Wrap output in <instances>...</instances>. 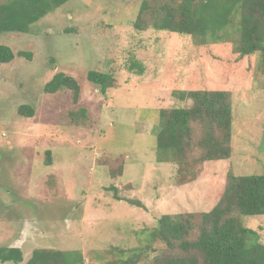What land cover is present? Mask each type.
Listing matches in <instances>:
<instances>
[{
	"label": "rangeland",
	"instance_id": "374dc122",
	"mask_svg": "<svg viewBox=\"0 0 264 264\" xmlns=\"http://www.w3.org/2000/svg\"><path fill=\"white\" fill-rule=\"evenodd\" d=\"M145 1L157 2L70 0L29 33L0 34V45L33 53L0 64V246L20 248L23 264L35 250L79 251L85 264L140 252L136 264H157L176 252L148 245L161 217L212 210L230 170L264 175V53L242 57L232 29L216 44L158 31ZM90 70L113 75L117 88L102 94ZM59 72L78 79V102L45 91ZM199 90L231 92L232 157L181 168L176 150L158 152L160 113L190 107ZM192 172L201 176L181 184ZM239 218L264 243V215Z\"/></svg>",
	"mask_w": 264,
	"mask_h": 264
},
{
	"label": "trees",
	"instance_id": "16d2710c",
	"mask_svg": "<svg viewBox=\"0 0 264 264\" xmlns=\"http://www.w3.org/2000/svg\"><path fill=\"white\" fill-rule=\"evenodd\" d=\"M69 1L7 0L0 4V34L29 33L34 24ZM156 1H145L141 13H150L158 31L190 36L200 44H216L232 29L238 33L236 50L242 57L264 53V0ZM16 57L33 60V53L20 51L16 54L11 47L0 45V64L11 63ZM135 65L131 66L133 72ZM143 72L140 68L134 73ZM87 78L99 86L102 94L117 88L116 79L111 74L90 70ZM62 90L71 91L74 102H78L81 86L77 78L59 72L45 86L48 94ZM186 96L183 93L182 98ZM192 100L193 105L190 107L162 109L161 126L157 134L158 152L176 150L175 161L181 168L187 167V162L203 166L229 160L232 157L233 138L231 92L199 90L194 93ZM19 113L26 117L35 116V110L30 106H21ZM194 125L199 126L197 142H194ZM195 150L200 153H193ZM50 155L48 151L47 165H52ZM194 174L193 178L181 184L195 183L201 173ZM129 202L145 208L140 201ZM260 215H264V175H236L230 170L226 174L224 190L212 210L200 215L189 212L176 216L165 215L158 220L154 229L146 231V239L150 246L160 242L176 251L174 255L158 258L157 264H264V243L260 241L257 231L245 227L239 218ZM120 253L123 257L125 252L121 250ZM140 258V252H132L131 256L121 260V264H136ZM23 262L24 255L20 248L0 246V264ZM118 263L115 259L110 264ZM26 264H85V260L79 251L35 250Z\"/></svg>",
	"mask_w": 264,
	"mask_h": 264
}]
</instances>
